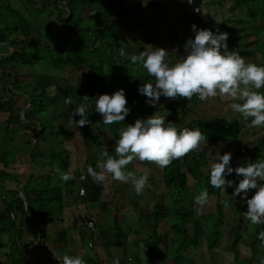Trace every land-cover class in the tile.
Instances as JSON below:
<instances>
[{
  "label": "crops",
  "instance_id": "obj_1",
  "mask_svg": "<svg viewBox=\"0 0 264 264\" xmlns=\"http://www.w3.org/2000/svg\"><path fill=\"white\" fill-rule=\"evenodd\" d=\"M89 1L93 3L87 6L86 17L92 31L110 30L111 20L116 21L117 29L123 37L115 52L123 64L120 65L121 71H138L141 65H133L130 57L133 54L139 55L146 45L165 49L169 52V63L177 62L180 56L185 55V42L194 39L191 26L197 20L215 21L227 32L230 51L234 45L243 46L247 41L255 40L253 29L250 28L254 16L252 5L236 4L234 0H194V6L199 9L197 17L192 14V7L185 0H101L102 6L99 8L94 3L96 0ZM7 2L10 4L11 0H0L1 17ZM104 11H107L106 15L99 16L101 20L97 24V14ZM111 12L114 16L109 15ZM9 35L11 39L16 37L19 44H12L9 38H1L3 40L0 42V213L15 196L23 201L22 208L26 213L22 214L19 210H11L9 213L14 224L0 233V264H12L18 259L15 252L12 257L9 255L15 247L26 256L29 264H60V258L64 255L82 256L86 264H114L116 259L119 264H260L261 259H264V241L258 239L259 232L256 233V229L261 224L253 225L245 217L247 205L239 196H232L234 190L231 188L225 191L220 189L219 196L210 195L209 203L203 208L193 202V221L196 224L193 221L191 224H183L186 232L187 228L190 231L185 240L193 238V249H188L190 246H186V241L182 242L178 235L179 229L171 223L172 217L177 215L176 209L183 210L182 213L188 211L187 198L183 192L164 186L163 171L155 164L136 160L128 166V170L137 177L145 173L148 176V184L140 195L135 193L131 183L114 181L110 174L100 184L94 183L91 177L81 181L82 175L87 176L84 170L87 161H91L96 169L105 146L110 155L116 156L115 141L119 139L117 131L112 133L111 125L103 123L94 105L92 108L98 118L96 123L82 128L70 124L69 120L75 110L74 103L66 105L65 98L56 94L55 87L73 85L75 75L69 76L73 79L71 82L67 77L58 76L66 70L51 67L39 74H31L38 70H31L33 62L24 60L30 49L27 39L18 35L17 29L10 31ZM88 35L91 37L92 33ZM120 49L126 51V57L119 55ZM14 51L19 54L15 58L12 57ZM240 56L251 63L250 56ZM146 74L143 77L154 84L155 79ZM57 78H63L62 82ZM48 88H53L54 94L46 97L44 111L35 113L30 108V102L38 98L40 90ZM213 99L219 105L217 109L214 107L213 116L207 112V105H212V99L201 101L194 96L191 100H177L182 103L181 113L191 110V105H201L195 110V121H206L208 131L212 130L213 122H217L216 118L220 120L218 128L223 130H227L232 125L229 123L234 122V139L240 143L237 137L247 134L246 125L248 128L250 125L230 110L229 106L234 102L231 98L218 95ZM177 100L162 96L158 104L152 107V114L157 112L177 120L172 106ZM42 113L44 115L39 116ZM137 119H140L139 114L132 118L130 110L123 121V127L133 124ZM74 120H79V116H75ZM191 122L178 125L185 127ZM250 130L253 134L257 132L256 128ZM216 141L203 150L208 160L207 166L201 169L203 174L210 170L209 165L214 162L217 152L220 155H223L224 149L231 152L224 148L229 145L218 146ZM244 144L241 146L246 148L247 143ZM232 145L235 142L230 143ZM251 146L247 147L248 151ZM240 151L244 152L243 148ZM234 160L237 162L239 158ZM62 161L66 166L62 165ZM61 172L70 173L74 179L67 182L61 180ZM226 179L233 180L234 186L238 184L237 177L233 175ZM186 182L192 188L199 183L188 175ZM79 188L84 189L80 201L95 222L94 232H89L79 222L75 206ZM200 190H194L193 197L200 195L204 188ZM51 192L57 200L51 204L53 212L45 215L42 220L34 218L39 213L38 201L35 199L38 195L44 196ZM224 193L227 196L222 198ZM252 195L250 191L248 198ZM25 198L29 201H25ZM131 198L135 201H131ZM169 200L175 206L179 205L174 209V214L168 210ZM216 201L224 203L222 207L225 204L228 206L222 210L218 222L213 223L214 230L219 226L216 238L208 242L204 234L211 231L207 219L212 216L216 219L218 215ZM157 206L161 207L159 215L166 216L164 219L156 215ZM176 219H179L178 215ZM248 231H251L250 235H246ZM157 237V248L149 254L145 245ZM254 240H257L255 250Z\"/></svg>",
  "mask_w": 264,
  "mask_h": 264
},
{
  "label": "clouds",
  "instance_id": "obj_2",
  "mask_svg": "<svg viewBox=\"0 0 264 264\" xmlns=\"http://www.w3.org/2000/svg\"><path fill=\"white\" fill-rule=\"evenodd\" d=\"M191 3L192 0H187ZM195 33L194 39H188L184 44L185 55L177 62L170 64L169 52L163 48L144 46L139 55L130 57L133 65L140 64L146 72L155 79V83H144L138 92L147 97V103L155 107L163 96L177 100H191L196 96L201 101H207L219 96H226L234 101L230 107L242 119L250 120L254 127L264 126V66L246 62L235 51L228 49V33L213 32L209 29H197L191 26ZM119 55L126 57L124 49ZM87 104L77 107L70 120L77 128L88 126L91 121L86 115L89 106H95V111L103 118L105 125L121 123L129 114L127 100L123 89L111 95L102 94L95 99L83 97ZM64 103L71 105V98H65ZM79 116V120H74ZM207 144V136L199 129H180L171 121L166 122L164 116L154 112L146 119H137L131 125L120 130L119 139L115 141L116 156L110 155L107 147L101 152L100 161L87 168V176L82 175L81 181L91 177L94 183L105 182L110 174L112 180L121 183H131L137 195H140L148 184L147 174L137 177L128 170L134 161L149 162L160 169L168 167L174 160L185 157L191 152L203 151ZM232 153L215 155L211 162L209 183L215 189L232 188L234 181L226 177L235 173L239 177L232 196H239L247 205L245 217L253 224H264V160L247 162L235 168L231 167ZM60 179L67 182L74 179L70 173H60ZM254 195L248 198L250 191ZM83 192L84 190L81 189ZM201 208L209 203V193L204 190L195 198ZM258 239L264 241V231L258 234ZM60 264H86L82 256L64 255ZM114 264H119L116 259ZM260 264H264L261 259Z\"/></svg>",
  "mask_w": 264,
  "mask_h": 264
},
{
  "label": "trees",
  "instance_id": "obj_3",
  "mask_svg": "<svg viewBox=\"0 0 264 264\" xmlns=\"http://www.w3.org/2000/svg\"><path fill=\"white\" fill-rule=\"evenodd\" d=\"M74 1L77 0H55L52 9L51 10L48 9L47 11L48 12L47 17L50 18V22H53V20H55L54 22L59 23L62 33H66L74 37V40L67 41V43L65 44L58 43V47L56 48L54 46L53 47L50 46L48 43L46 44V49L49 52H52L54 54L56 52L58 53L55 59V63L53 64L49 63L51 67L56 69L66 70L72 75H75L76 77V80L73 85H67L66 87H60L59 85H56L55 87L56 94L62 98H71L74 103V107L76 109L81 104H87V101L83 99L84 96H88L89 98L95 99L99 95L108 94L105 84L110 83L114 88V92L120 89L124 90L127 103L129 104L132 102H137V100L140 99L139 98L140 96L141 98H144L145 101H147L148 98L138 92V88L144 84L143 81L139 79L140 77L138 78V75L134 76L125 71H121V68L117 66L118 57L116 56L115 52L118 48L117 44L120 43L123 37L122 35H120V32L117 29L116 21L111 20L110 30L97 29V30H93L92 32V30L88 27L86 29L88 34L92 32V37L90 40L83 39L81 37L78 38V33L80 32L78 23H80L81 21L80 19L74 20L75 19ZM73 2L74 4L72 9L69 6ZM233 2H235L236 4L252 5V8L251 7L250 8L251 11L254 12V16H253V24L250 26V28L252 27L253 29L252 34L255 37L254 42H256L255 44H257V48L255 49V51L252 52V50L246 51L245 49H242L244 45L243 46L234 45L232 47V50L240 55L251 56L253 57V59H255V64L259 66H264V52H262V49L258 47L259 43L260 44H264V43H261L257 40L258 36H260L261 33H264V0H234ZM256 2H260L261 5L254 6ZM61 3H63L62 6H65L66 13L59 11V7H61L60 5ZM5 5H6L5 10H8L9 12L14 11V9H10V5L8 4V2ZM44 7L47 8L46 6ZM247 9L249 10V8ZM97 15L98 16L96 22L98 24L101 20L100 17L103 15L99 13ZM109 15L114 16L112 12ZM70 24L71 26L70 28L68 27L69 28L68 29L66 26ZM24 37L26 38V36ZM1 38H3L4 40H8V37L4 33L2 34L0 31V42L1 40H3ZM17 44H19V41H17ZM16 53L17 52L14 51V53L12 54L13 58H15L16 55H19ZM87 56L92 58L98 57L97 66L94 64V62H91L90 61L91 58L88 59ZM28 62L32 63L33 60L29 59ZM260 91L264 92V89H261ZM46 97L47 95L45 89L40 90L38 98L30 102L31 110L35 111V113L36 111L43 112L45 108ZM137 112L140 116V119H146L147 117L152 115L153 109L152 106H150L149 103L146 102L141 105V107L138 109ZM86 115L88 116V119L91 121L90 125L98 121V118L92 106L88 107V112ZM164 117L166 119V122L171 121L174 123L172 117H166V116ZM250 120L251 118L245 121L247 124L251 125ZM208 126L209 125L207 124L206 121L201 120V121H193L187 124L185 127L189 129H199L206 136H209L208 135L209 131L207 130ZM185 127L179 126L180 129H183ZM44 128H47V126H45ZM204 155L205 153L203 151L191 152L183 158L174 160L168 167L162 169L164 186L166 188L176 189L178 192L185 191L186 194L184 195L187 196L188 194L192 195L194 190H198L202 188L201 184H203L205 186L204 190H207L209 196L210 195L219 196L220 189L213 188L209 183L210 170H207L204 174L201 171V169L206 167L208 163V160L204 157ZM247 155L249 156V160L247 162L264 160V135L259 137L253 142V147L248 151ZM62 162H63L62 165L66 166V163H64V161ZM243 164L241 163L240 165ZM89 166L93 167L94 164L91 163V161H87L84 170L87 171V168ZM187 175L192 179L199 181L198 186L193 188L189 187L186 182ZM232 175L236 176L235 173H233ZM239 179L240 178L237 177L238 182ZM261 183L264 184V182ZM252 193L254 194V190L252 191ZM53 195L54 194L51 192V193H45L44 196L41 195L37 196L35 200L38 201L37 210L39 213L34 215L33 216L34 218L38 220H42V218L45 215H50L53 212V210L51 209L52 208L51 204L54 202V200H56L55 196ZM192 200L193 198L189 200L186 199V202L188 203L187 212L181 213L180 212L181 209H176V214L178 215L179 218L178 223H181L182 226L178 224V225H174V227L179 229V234H181L183 238L182 242L185 241V237L187 235V232L183 227V224L191 223L195 216ZM25 201H29V199L25 198ZM223 204L224 203H220V202L217 203L216 207L218 211L219 209H221ZM22 207H23V201L17 196L13 197L12 200L8 202L4 211L0 213V233L5 232V230L10 228L14 224L10 220L9 213L11 212V210L13 211L19 210L20 212H22V214L26 213L25 209H23ZM160 208H161L160 206L156 207L155 210L156 215L158 214L157 215L158 217H162L164 219L166 216H164L163 214L159 215L161 213ZM258 228H259L258 230L259 233L261 231H264V224H261ZM172 231L174 230L172 229ZM155 241H151L145 245V248L149 254H151L156 250L159 238L157 237ZM255 241L257 240H254V244H256ZM14 252L18 259H16L12 264H29L27 262L26 256L22 252H20V250H18V248L16 247L10 251L9 255L12 257Z\"/></svg>",
  "mask_w": 264,
  "mask_h": 264
},
{
  "label": "rangeland",
  "instance_id": "obj_4",
  "mask_svg": "<svg viewBox=\"0 0 264 264\" xmlns=\"http://www.w3.org/2000/svg\"><path fill=\"white\" fill-rule=\"evenodd\" d=\"M54 1L55 0H11V3L9 4L10 9H14V11L9 12L8 10H5L3 17L0 16V31L2 34L4 33L10 39V42H12V44L17 43L18 39L16 37H12V39H11L10 38L11 36L9 35L10 31H14L15 29H17L18 35L21 34L20 36H23V35L26 36V39H27V42L29 43L30 49L27 51V54H25L24 60H27V61L29 59L33 60L34 66H33V68L30 66V69L34 70V71L38 70V72L32 71L31 74H33V75L39 74L40 72H44V70L47 67H51V65L49 63H52V64L55 63V59H56L58 53L56 52L54 54L52 52H49L46 49L47 43L50 46H52V47L54 46L56 48V47H58V43L65 44V43H67V41L74 40V37L72 35L62 33V30L60 29L61 27H60L59 23L54 22L55 20H53V22H50V18L47 17V15H48L47 11H48V9L49 10L52 9V6L54 5ZM74 2H75V4H74ZM74 2L72 4H70L69 7L73 9V4H74V18H75L74 20L80 19V21H81L80 23H78V27L80 29V32L78 33V38L81 37L83 39H89L90 40L92 36L90 37L88 35V32L86 29L89 27L92 30V26H91L89 19H87V17H86L87 16L86 10H87V6L92 4L93 1L77 0ZM94 3L98 8H99V6L100 7L102 6L101 0H96ZM60 5H61V7H59V11L65 12L66 8H65V6H62L63 3H61ZM256 5L260 6L261 3L256 2L254 4V6H256ZM44 6H46L47 8H45ZM101 14L103 16L106 15L105 11L102 12ZM51 23L53 24V26ZM1 25H2V27H1ZM70 26H71V24L66 26V27L70 28ZM91 30H90V32H91ZM260 37L264 38V33H261ZM260 37L257 40L261 43H264V40L261 41ZM247 42L248 43L245 44L243 48L250 49V50H252V52L255 51V49L257 48V44H255L256 42H254V39H251ZM258 47H260V49H262V52H264L263 51L264 44L259 43ZM87 58L88 59L91 58L90 61L94 62V64L97 66V64H98L97 58L98 57L92 58V57L87 56ZM250 59H251V63H255V60L253 59V57L250 56ZM117 64H118L117 66H119V67H120V65H123L120 63V60H118V59H117ZM51 68H53V67H51ZM141 68L142 67L140 66L138 68V71H131V72L125 71V70L124 71L127 73H130L131 75H134V76L140 75V78L145 79V77H143V76L146 72L142 71ZM53 70H55V69H53ZM130 70H132V69L130 68ZM54 72H56V71H54ZM60 75L62 77L63 76L67 77L66 78L67 80H70L71 82H73V79H71L69 77L71 75V73H69L68 71L60 72V74L58 76H60ZM148 76H149V74H148ZM59 79H61V78H57V80H59ZM62 80H63V78L60 81L62 82ZM143 83H151V82H149V81L147 82V80L145 79L143 81ZM105 85H106V88L108 91V95H111L114 92L113 86L110 83L105 84ZM45 90H46L47 97H51L54 94V92L52 91L53 88H48ZM139 98L140 99L137 100V102H132L130 104L127 103L128 105H126L127 108L129 110H131L132 118H135V116L138 115V113H136V112L138 111V109L141 107L142 104L146 103L144 98H141V96ZM46 100H47V98H46ZM210 103L212 105H210V104L207 105V107H208L207 112L210 116H213V114L215 113L214 107H215V109H217L219 107V105L215 102L214 99H212V101H210ZM172 106L174 108L173 111L175 112L176 117H178L177 120H174V123H176V124H182L183 122L188 123V122L197 120L196 119L197 116L195 117V115H196L195 110H196V108L201 107V105H199V104L191 105V108H190L191 110H188L185 113L184 112L181 113L180 108L182 106V103H180L177 100ZM207 107H205V108H207ZM230 110H232V109H230ZM43 115H44L43 113L39 114V116H43ZM128 118H131V117L129 116ZM201 119H202V117H200V120ZM215 121H217V122H213L212 130H209V133H208L209 136H207L206 146L207 145H213L212 142L215 139L217 140L216 142H217L218 146H220V144L221 145H223V144L229 145V147H224V148L229 149L231 151L230 153H232V161H231L230 166L233 168L239 166L241 163L243 164V163L247 162L249 160V156L247 155V152H248L247 147H249L250 145H252L251 147H253V142L256 139H258L259 137L264 135V126L254 127V126L250 125V127L248 128V125H246V133L247 134H245V135L242 134V136L237 137L238 139L240 138V143H242L241 145H246L244 143H247L246 148H244L240 145L238 140L234 139L235 138L234 137V133H235V123L234 122L229 123V125H231V124L232 125L229 128H227V130H223L222 128H218V124H219L220 120L216 118ZM121 123H113V124H116L114 126H112V124H111V132L115 133L117 131L116 134L118 137L120 134V130L126 128V127H123L124 122H121ZM252 128H256L257 132L253 134L251 130L248 131L249 129H252ZM243 133H244V131H243ZM233 142H235V145L230 146V143H233ZM242 148H243L244 152L240 151V149L242 150ZM225 152L226 151L224 149L222 153L224 154ZM238 158H239V160H238ZM234 159H237L238 161L235 162ZM235 164H237V165H235ZM233 179L235 180L236 178H233ZM201 186H202V188H205V186L203 184H201ZM201 186H199V187H201ZM234 187L235 186H233L231 189L234 190ZM200 189H198L197 191H201ZM183 193L186 194L185 191ZM225 196H227L226 193H224L222 195V198H224ZM186 198H187V200H189L191 198H193V200H195V197H193V194L192 195L188 194L186 196ZM193 200H192V203H193ZM131 201H135V200L133 198H131ZM181 203L183 205L184 201ZM194 203H195V201H194ZM217 203H219V202H217ZM167 205H168L167 206L168 210H171L170 214H174V212H175L174 209L179 207V205L175 206L174 202H172V200L171 201L169 200ZM224 206L227 207L228 205L225 204ZM193 207H195V204ZM225 207H221V209H219L218 215L216 214V219L214 218V216L207 219L208 224L210 225L211 231H208L204 234V239H206L208 242L213 241L216 238V234H217L219 226H217L216 229L214 230L213 223L218 222L219 215L222 216V210L225 209ZM181 208H183V207L181 206ZM180 212L182 213L183 210H181ZM194 215H195V213H194ZM176 216L174 215L172 217L171 223L172 224L174 223L175 225L179 224L180 226H182L181 223H178L179 219H176ZM234 221H236V220H234ZM193 224H196V222H194ZM258 230H259V228L256 229V233L259 232ZM187 234H190V231L188 228H187ZM250 234H251V231H248L246 233V235H250ZM178 235H179V237L181 236V238H182L181 234H178ZM192 239L193 238L185 240L186 246H190L188 249H193L192 245H194V244L191 243ZM182 240H183V238H182ZM208 244L210 245V243H208ZM255 248H257V244H254L253 250H255Z\"/></svg>",
  "mask_w": 264,
  "mask_h": 264
},
{
  "label": "built area",
  "instance_id": "obj_5",
  "mask_svg": "<svg viewBox=\"0 0 264 264\" xmlns=\"http://www.w3.org/2000/svg\"><path fill=\"white\" fill-rule=\"evenodd\" d=\"M188 6L192 7V14L194 16H198L199 9L198 7L194 6V0H192L191 3H188L187 0H185ZM195 25L197 29H209L211 31L215 32H224L222 28L215 22V21H203V20H197L195 22ZM195 35V33H194ZM81 189L79 188L78 190V200H76L75 206L77 208V214H78V219L84 228H86L89 232H94L96 229V225L94 220L87 214V212L83 209V203L80 201V198L84 196V191L82 192ZM84 190V189H83ZM11 217H13L11 215ZM89 247H92V244H89Z\"/></svg>",
  "mask_w": 264,
  "mask_h": 264
}]
</instances>
